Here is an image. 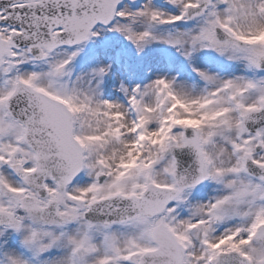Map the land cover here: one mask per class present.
Wrapping results in <instances>:
<instances>
[{"label":"snow or ice","instance_id":"obj_1","mask_svg":"<svg viewBox=\"0 0 264 264\" xmlns=\"http://www.w3.org/2000/svg\"><path fill=\"white\" fill-rule=\"evenodd\" d=\"M0 264H264V0H0Z\"/></svg>","mask_w":264,"mask_h":264}]
</instances>
